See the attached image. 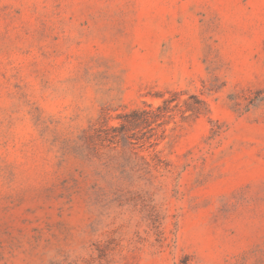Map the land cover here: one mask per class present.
Returning a JSON list of instances; mask_svg holds the SVG:
<instances>
[{
    "label": "rangeland",
    "instance_id": "rangeland-1",
    "mask_svg": "<svg viewBox=\"0 0 264 264\" xmlns=\"http://www.w3.org/2000/svg\"><path fill=\"white\" fill-rule=\"evenodd\" d=\"M0 264H264V0H0Z\"/></svg>",
    "mask_w": 264,
    "mask_h": 264
},
{
    "label": "trees",
    "instance_id": "trees-1",
    "mask_svg": "<svg viewBox=\"0 0 264 264\" xmlns=\"http://www.w3.org/2000/svg\"><path fill=\"white\" fill-rule=\"evenodd\" d=\"M158 110L164 111V110H166V108L159 107Z\"/></svg>",
    "mask_w": 264,
    "mask_h": 264
}]
</instances>
